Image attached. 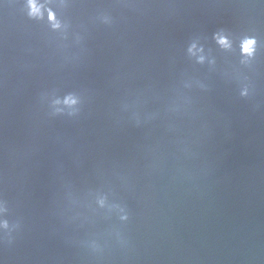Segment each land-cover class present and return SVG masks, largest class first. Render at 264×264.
Returning a JSON list of instances; mask_svg holds the SVG:
<instances>
[{"label":"water","instance_id":"obj_1","mask_svg":"<svg viewBox=\"0 0 264 264\" xmlns=\"http://www.w3.org/2000/svg\"><path fill=\"white\" fill-rule=\"evenodd\" d=\"M0 264H264V0H0Z\"/></svg>","mask_w":264,"mask_h":264}]
</instances>
